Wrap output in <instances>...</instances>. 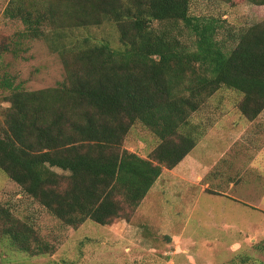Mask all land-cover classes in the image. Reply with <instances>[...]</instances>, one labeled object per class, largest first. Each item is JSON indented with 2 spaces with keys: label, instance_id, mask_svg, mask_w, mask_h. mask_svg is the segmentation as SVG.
I'll return each mask as SVG.
<instances>
[{
  "label": "trees",
  "instance_id": "obj_1",
  "mask_svg": "<svg viewBox=\"0 0 264 264\" xmlns=\"http://www.w3.org/2000/svg\"><path fill=\"white\" fill-rule=\"evenodd\" d=\"M191 1L6 3L3 16L23 25L16 41L42 38L59 55L64 79L25 89L0 75V89L9 90L0 169L65 225L128 220L162 169L175 167L205 135L209 124L191 117L221 86L241 94L237 109L247 120L264 109V21L239 29L225 48L217 19L191 14ZM106 23L114 36L91 33ZM9 40L0 42V55L15 53ZM135 123L157 141L146 156L123 147ZM6 232L19 251L55 250L18 221Z\"/></svg>",
  "mask_w": 264,
  "mask_h": 264
},
{
  "label": "rangeland",
  "instance_id": "obj_2",
  "mask_svg": "<svg viewBox=\"0 0 264 264\" xmlns=\"http://www.w3.org/2000/svg\"><path fill=\"white\" fill-rule=\"evenodd\" d=\"M8 1L0 0V42L14 39L16 50L0 55V75L25 89L61 82L59 55L42 38L16 41L23 25L3 16ZM190 12L217 19L225 48L239 29L264 21V5L247 0H192ZM91 33L112 37L115 30L106 23ZM8 93L0 89V118ZM240 99L221 86L192 114V121L209 124L205 135L173 171L162 169L128 220L65 225L0 169V264H264V109L247 120L237 109ZM156 142L135 123L123 147L146 156ZM14 221L31 226L54 252L17 250L6 232Z\"/></svg>",
  "mask_w": 264,
  "mask_h": 264
},
{
  "label": "crops",
  "instance_id": "obj_3",
  "mask_svg": "<svg viewBox=\"0 0 264 264\" xmlns=\"http://www.w3.org/2000/svg\"><path fill=\"white\" fill-rule=\"evenodd\" d=\"M194 147H195V146H194ZM194 147H193V148H194ZM193 148H192V149H193ZM185 159H187V158H184L183 161H184ZM183 161H182L181 163H183ZM177 167H178V166H177ZM174 168H175V167L171 168L172 171L174 170ZM165 169H167V168H165ZM168 170H170V169H168ZM158 179H159V178H158ZM146 195H147V194H146ZM146 195H145V197H146ZM145 197H144V198H145ZM144 198H143V200H144ZM143 200H142V201H143Z\"/></svg>",
  "mask_w": 264,
  "mask_h": 264
}]
</instances>
